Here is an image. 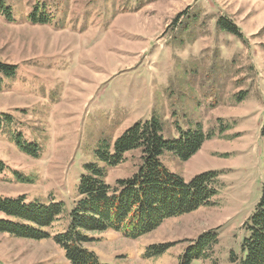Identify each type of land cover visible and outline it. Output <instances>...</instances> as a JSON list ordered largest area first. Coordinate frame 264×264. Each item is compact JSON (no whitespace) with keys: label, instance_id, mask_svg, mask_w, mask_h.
Wrapping results in <instances>:
<instances>
[{"label":"rangeland","instance_id":"obj_1","mask_svg":"<svg viewBox=\"0 0 264 264\" xmlns=\"http://www.w3.org/2000/svg\"><path fill=\"white\" fill-rule=\"evenodd\" d=\"M3 1L11 20L0 9V62L17 69L0 75V196L54 198L69 213L102 141L113 151L153 116L166 139L202 124L213 137L199 152L188 161L166 152L162 162L187 182L216 172L214 205L136 240L96 234L87 247L103 264H179L201 234L219 228L212 258L192 264H232L264 185V0ZM41 17L49 24L34 23ZM222 17L242 38L217 28ZM34 144L38 158L25 153ZM141 164L139 151L128 153L107 182L131 178ZM159 246L167 251L147 256ZM0 263L71 264L52 239L1 232Z\"/></svg>","mask_w":264,"mask_h":264},{"label":"trees","instance_id":"obj_2","mask_svg":"<svg viewBox=\"0 0 264 264\" xmlns=\"http://www.w3.org/2000/svg\"><path fill=\"white\" fill-rule=\"evenodd\" d=\"M11 20V10L4 7ZM49 18L35 19V24H49ZM217 28L242 38V33L231 21L220 18ZM17 66L0 62V75L13 77ZM164 123L153 116L127 129L111 145L102 141L95 152V160L84 166V174L78 185L77 200L68 213L63 201L54 198L47 203H28L26 196L17 199L0 196V232L17 238L43 241L52 239L71 264H103L87 245L95 242L93 235L108 231L119 232L130 239L144 237L172 218L191 214L201 207L213 206L217 195V173L208 172L187 182L171 172L162 162L166 152L173 153L182 161H188L201 150L206 140L202 124L194 129L181 130L179 138L166 139ZM264 137V119L261 127ZM25 150V149H24ZM139 151L141 162L138 171L128 179L117 180L115 185L107 182L109 170L118 167L130 152ZM25 153L39 157L36 144L28 145ZM5 168L0 161V172ZM64 217L68 223L65 230L52 233V229ZM246 237L240 252H231L232 264H264V185L253 214L245 224ZM220 229L201 234L180 256L179 264H192L195 260H209L219 244ZM164 246L152 247L148 257L162 255ZM2 264V263H0Z\"/></svg>","mask_w":264,"mask_h":264}]
</instances>
